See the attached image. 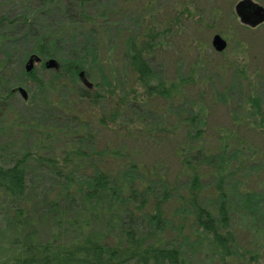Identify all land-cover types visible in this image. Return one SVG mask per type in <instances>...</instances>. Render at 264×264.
Returning a JSON list of instances; mask_svg holds the SVG:
<instances>
[{
	"label": "trees",
	"instance_id": "obj_1",
	"mask_svg": "<svg viewBox=\"0 0 264 264\" xmlns=\"http://www.w3.org/2000/svg\"><path fill=\"white\" fill-rule=\"evenodd\" d=\"M21 1L35 4V11L32 9L15 21L0 15V210L4 224L0 264H192L177 240L170 236L177 229L184 233L189 226L227 257L230 246H237L229 230L228 195L223 191L226 179L235 170L229 157L232 153H250L238 133L241 132L238 112L241 109L245 117L249 114L259 117L258 128L264 138L260 98L247 95L245 110L244 104L226 106L229 113L238 115L231 117L232 127L216 130L210 138L206 105H211L215 98L228 99V92L215 90L208 78L200 83L209 90L196 89L195 96L193 90L199 83L193 78L194 69L182 75L177 69L172 77L159 78L145 57L154 47L152 38L160 32L152 35L149 27L142 38L118 33L114 45L116 58L110 55L107 61L99 60L105 58L100 46L107 38L106 32L109 28L118 32L113 25L119 19L115 12H109L114 0ZM187 1L179 2L183 12L190 6L202 13L199 0ZM96 6L102 9L93 12ZM54 9L63 12L65 26L52 32L46 27L34 28L40 13ZM221 12L216 7L215 19L209 14L210 18L219 21L223 18ZM234 13L237 15L236 8ZM12 29H18L20 34L16 36ZM168 29L165 27L164 32ZM21 39L28 43L23 63L33 56L41 62L56 58L57 64L50 69L51 78L46 82L36 79L33 71L23 74L31 75L41 92L67 93L66 99H57L63 102L56 104L60 109L57 117L67 119L75 127L41 131L40 144L33 146L36 150H23L16 156L9 144L3 145L1 141L18 132L21 122L12 104L15 91L8 72L12 66L10 53ZM68 42L70 50L64 53ZM114 60L126 65L142 94L130 89L119 94L117 88L124 85L116 83L109 70ZM94 66L100 72L98 83L92 81ZM78 102L81 109L73 105ZM129 102H133L134 109L135 102L149 106L159 102L174 108L173 124L147 130L129 129L120 120L121 114H127ZM101 104L108 106L101 115L90 110ZM106 132L109 138L104 140ZM116 138L119 144L114 143ZM57 142L62 144L59 154H40ZM142 142L157 147L173 144L171 156L177 170L164 173L166 168L161 164L145 165L142 159L148 155L138 148ZM37 170L54 179L43 196L36 194L37 185L28 183L29 176L40 175ZM206 177L214 182L209 196L203 186ZM178 183L184 185L181 192ZM244 196L245 208L253 211L255 195L247 192ZM181 210L190 214L191 218L186 215L190 222L177 218ZM257 221L264 227V217L252 220L250 226L255 227Z\"/></svg>",
	"mask_w": 264,
	"mask_h": 264
},
{
	"label": "rangeland",
	"instance_id": "obj_2",
	"mask_svg": "<svg viewBox=\"0 0 264 264\" xmlns=\"http://www.w3.org/2000/svg\"><path fill=\"white\" fill-rule=\"evenodd\" d=\"M199 1L202 7L201 14L190 6L189 8L186 6V13L183 12L180 7V0H114L109 12H115L116 17L119 19L113 25L118 28V32L111 28L106 32L107 38L100 46L102 55L105 58H99V60L106 59L107 61L110 55L116 58L117 51L114 45L118 33L121 36L127 33L133 37L142 38L144 31L152 27V35H154V32H156L155 34L160 33L152 38L151 42L154 47L145 57V60L159 78L172 77L176 74L177 69L178 72H181V75L188 74V71L194 69L193 78L199 83L195 85L194 94L196 89L209 90L208 86L200 83L208 78H211L215 90L228 92V99L215 98L211 105H206V110L209 111L210 115L208 136L213 138L217 132L216 130L230 128L231 117L240 114L241 132H237L241 138L245 139V147L248 148V152L255 153H232L229 157V162L235 167V170L234 174H230L226 179L223 191L228 195L227 207L231 217L229 230L234 234L237 246H230L229 255L225 257L224 252L219 247L211 246L210 240L199 235L200 233H196L191 226L184 230V233L178 232L177 229L174 233H170V236L177 240L179 247L190 258L192 264H264V227L262 222L261 225L259 224L260 221L256 222L255 227L250 226L252 220H261L264 217V138L263 132L258 128L260 118L253 117L250 114L249 117H245L241 109L237 115L235 112L229 113L226 107L237 104L243 106L247 95L248 97L254 95L260 98L264 111V23L249 27L243 26L242 20L239 22L237 15L234 13V8L238 2L243 0ZM250 1L264 8V0ZM34 6L35 4H25L21 0H0V15L3 14L8 19L15 21L21 15L35 11ZM144 7L145 12L142 14ZM216 7L222 10L223 18L219 21L213 20L215 19L213 13L216 12ZM100 9L102 7L96 6L92 11H100ZM209 14L212 15L213 19L210 18ZM35 23L37 24L34 25V28L46 27L50 32L66 25L63 12L55 9L50 10L49 13L46 12V14L40 13ZM165 27L169 29L164 32ZM12 32L16 36L20 34L18 29H12ZM215 34L220 35L228 43L222 53L216 52L211 46L212 37ZM27 47V41L21 39L15 43L12 52L10 51L12 66L8 71L10 74L9 82L12 90L15 91L12 104L21 122L18 132L14 131L7 138H2L1 143L4 145L7 142L16 156L23 150H36V147L33 146L37 143L40 144L41 131H62L75 127L73 124L68 123L67 119L57 117L60 109L56 107V104L63 105V102H58V100L66 99L67 93L55 92L51 94L47 91L41 92L37 84L32 81L31 75L29 77L24 76L23 73H27L25 71L27 61L23 63L22 59ZM69 48L70 42L64 46V53L69 52ZM0 56L2 57V55ZM113 58H111V61H113ZM53 60L57 64L56 58ZM47 61L35 63L32 69L33 72L31 71L36 79L38 78L43 82L49 80L52 74V71L45 67ZM20 62L22 63L20 64ZM111 65L109 70L112 77L116 79V83L124 85L119 86L122 89L117 88V90H120L119 94H123L125 89L142 94L141 88L135 83L125 64L114 60ZM93 71L92 81L98 83L100 81L99 69L94 66ZM18 88L24 90L25 100L18 92ZM117 90L115 89V91ZM133 102L126 105L125 111L127 110V114H121L120 116V120L126 123L130 127L129 129L139 127L142 130H147L150 128L155 129L160 125L170 127L173 124V116L176 115L174 108H168L159 102H151L152 106L140 105L135 102L137 107L134 109ZM75 104H77V108L81 109L79 102L73 103V105ZM84 105L82 103V106ZM112 106H116L115 102ZM245 107L244 104V110ZM107 108V104H101L96 110L93 107L90 110L101 115ZM107 134L109 133H105L104 140L109 138ZM60 143L57 142L53 146H47V149L40 151V154L44 156L59 154L62 146ZM114 143L119 144V139H114ZM131 145V143L128 144L130 147ZM138 145L140 151H144L148 155L145 159H142L145 165L152 167L161 164L166 168L163 169L164 173L177 170L175 159L171 156L173 144L157 147L156 144L144 145L142 142ZM37 174L40 175L29 176L28 183L32 186L37 185L36 194L43 196L47 193V188L53 186L54 179L51 178L52 176L39 171ZM182 184L179 185L178 183L177 185L179 192L184 187ZM213 184L214 182L210 177L205 178L203 186L206 190V196L211 193ZM247 192L255 195V197L253 196L254 202L251 205L253 211L250 212L245 208L247 203L244 195ZM201 205L206 206L205 203ZM186 215L191 218L190 214L184 213V211L179 212L177 218L186 220ZM3 228L4 224L2 223L0 210V237ZM1 245L3 244L0 240Z\"/></svg>",
	"mask_w": 264,
	"mask_h": 264
},
{
	"label": "water",
	"instance_id": "obj_3",
	"mask_svg": "<svg viewBox=\"0 0 264 264\" xmlns=\"http://www.w3.org/2000/svg\"><path fill=\"white\" fill-rule=\"evenodd\" d=\"M235 8H236L237 15L238 16L241 15L240 17L242 19V22H244V23L247 22V20L245 21V18L243 17V13H242L244 8L251 9L252 15L254 18V20L251 22V24L250 23H247V24L254 26V25H258V24H261L264 22V8H262L258 5L252 4V3H250V1H242V2L238 3ZM211 46L216 52L221 53L222 51H224L226 49V41L224 39H222V37L220 35H215L212 38ZM39 61H40V59L38 57H35V56L30 57L25 64V71L27 73H30L32 71V69L34 68L35 63H38ZM45 66L47 69H53V68H55L56 63L54 60H48L45 64ZM83 76H84L83 73L79 74L80 78H83ZM18 92L22 95L23 99L25 100L26 94H25L24 90H22L21 88H18Z\"/></svg>",
	"mask_w": 264,
	"mask_h": 264
},
{
	"label": "flooded vegetation",
	"instance_id": "obj_4",
	"mask_svg": "<svg viewBox=\"0 0 264 264\" xmlns=\"http://www.w3.org/2000/svg\"><path fill=\"white\" fill-rule=\"evenodd\" d=\"M242 13H243V17L245 18V21L247 20L246 23L251 24V22L254 20L253 15H252V10L248 9V8H244ZM256 26H258V25H256ZM227 45H228V43L226 42V47H227ZM38 63H41V60Z\"/></svg>",
	"mask_w": 264,
	"mask_h": 264
}]
</instances>
